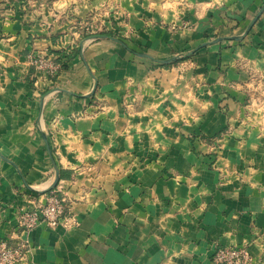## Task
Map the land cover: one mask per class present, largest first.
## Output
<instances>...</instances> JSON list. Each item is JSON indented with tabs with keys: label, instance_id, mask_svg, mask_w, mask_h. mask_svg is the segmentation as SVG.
Returning a JSON list of instances; mask_svg holds the SVG:
<instances>
[{
	"label": "crops",
	"instance_id": "crops-1",
	"mask_svg": "<svg viewBox=\"0 0 264 264\" xmlns=\"http://www.w3.org/2000/svg\"><path fill=\"white\" fill-rule=\"evenodd\" d=\"M263 7L0 0V240L53 193L79 221L18 264H264Z\"/></svg>",
	"mask_w": 264,
	"mask_h": 264
},
{
	"label": "built area",
	"instance_id": "built-area-1",
	"mask_svg": "<svg viewBox=\"0 0 264 264\" xmlns=\"http://www.w3.org/2000/svg\"><path fill=\"white\" fill-rule=\"evenodd\" d=\"M34 63L45 74L56 76L61 65L55 63L51 56L40 55ZM40 224L50 227L65 226L72 228L78 226L79 221L66 205V198L53 193L43 205L36 209L21 208L19 229L11 234L16 243L0 240V264H18L30 252L29 240L23 232L32 230ZM216 264H253L254 257L246 246H222L213 256Z\"/></svg>",
	"mask_w": 264,
	"mask_h": 264
},
{
	"label": "water",
	"instance_id": "water-1",
	"mask_svg": "<svg viewBox=\"0 0 264 264\" xmlns=\"http://www.w3.org/2000/svg\"><path fill=\"white\" fill-rule=\"evenodd\" d=\"M263 10H264V7H263L262 11L260 12V14L263 12ZM260 14H258V16L255 18V20L252 22V24H251L250 27L247 29V31L245 32V34H248V33H249V31L251 30V28H252L254 22L256 21V19L259 17ZM234 38H235V37H234ZM236 38H237V37H236ZM192 53H193V52H192ZM144 55H145V54H144ZM179 58H180V56H175V57H173L171 60H177V59H179ZM59 179H60V176L58 175V177H57V179H56L54 185L52 186V188L56 186V184L58 183Z\"/></svg>",
	"mask_w": 264,
	"mask_h": 264
},
{
	"label": "trees",
	"instance_id": "trees-1",
	"mask_svg": "<svg viewBox=\"0 0 264 264\" xmlns=\"http://www.w3.org/2000/svg\"><path fill=\"white\" fill-rule=\"evenodd\" d=\"M104 33H105V34H109L108 32H103V34H104ZM110 35H111V34H110Z\"/></svg>",
	"mask_w": 264,
	"mask_h": 264
}]
</instances>
